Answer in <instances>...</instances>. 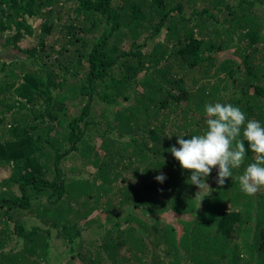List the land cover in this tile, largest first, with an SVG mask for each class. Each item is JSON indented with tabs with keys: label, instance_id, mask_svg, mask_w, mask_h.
I'll list each match as a JSON object with an SVG mask.
<instances>
[{
	"label": "trees",
	"instance_id": "1",
	"mask_svg": "<svg viewBox=\"0 0 264 264\" xmlns=\"http://www.w3.org/2000/svg\"><path fill=\"white\" fill-rule=\"evenodd\" d=\"M215 102L264 126V0H0V264H264L254 154L196 198L167 151Z\"/></svg>",
	"mask_w": 264,
	"mask_h": 264
},
{
	"label": "clouds",
	"instance_id": "2",
	"mask_svg": "<svg viewBox=\"0 0 264 264\" xmlns=\"http://www.w3.org/2000/svg\"><path fill=\"white\" fill-rule=\"evenodd\" d=\"M204 113L206 127L202 133L187 139L179 136V147L167 149L181 169L190 173V183L199 189L196 198L202 191L211 190L206 179L214 168L216 183L222 187L226 179L232 178L233 170L244 164L249 150L254 154V162L236 178L242 192L256 194L264 188V126L231 103H207ZM155 179L162 183L166 177L161 174Z\"/></svg>",
	"mask_w": 264,
	"mask_h": 264
},
{
	"label": "rangeland",
	"instance_id": "3",
	"mask_svg": "<svg viewBox=\"0 0 264 264\" xmlns=\"http://www.w3.org/2000/svg\"><path fill=\"white\" fill-rule=\"evenodd\" d=\"M33 27H35L34 25H32ZM2 170H0V172H1ZM262 190H264V188H261L259 191H262ZM258 191V192H259ZM155 217H159V219L160 220H162L163 222H160V221H157V224H158V226H160V227H162L163 226V223H165L164 221H173V224L174 225H177V221H176V218H177V215L176 214H173L172 212H171V210L170 209H168L167 211H165L163 214L161 213V214H157V213H155ZM144 219H147L146 217H144ZM152 223V222H151ZM88 237H90L89 235H83V238H88ZM63 240H58V239H53V242H54V245H55V248L57 247V249H56V251H55V255L57 254V253H62L65 249H66V245H65V243L64 242H62ZM53 245V246H54Z\"/></svg>",
	"mask_w": 264,
	"mask_h": 264
}]
</instances>
